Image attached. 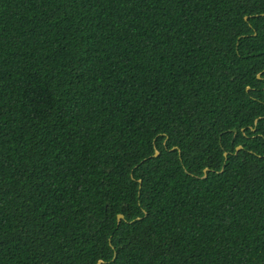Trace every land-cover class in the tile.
Returning a JSON list of instances; mask_svg holds the SVG:
<instances>
[{
    "label": "trees",
    "instance_id": "trees-1",
    "mask_svg": "<svg viewBox=\"0 0 264 264\" xmlns=\"http://www.w3.org/2000/svg\"><path fill=\"white\" fill-rule=\"evenodd\" d=\"M99 261L264 264V0H0V264Z\"/></svg>",
    "mask_w": 264,
    "mask_h": 264
},
{
    "label": "water",
    "instance_id": "water-1",
    "mask_svg": "<svg viewBox=\"0 0 264 264\" xmlns=\"http://www.w3.org/2000/svg\"><path fill=\"white\" fill-rule=\"evenodd\" d=\"M246 90H248V88L246 89ZM233 132H236V130H233ZM241 147H237L236 148V152H237V150H239ZM158 155V152H155V154H154V157H156ZM224 155H226V154H224ZM207 172V169H204V176H205V173ZM123 218V216L122 215H118L117 216V219H118V223L120 222V220ZM97 264H102V262L101 261H99Z\"/></svg>",
    "mask_w": 264,
    "mask_h": 264
}]
</instances>
